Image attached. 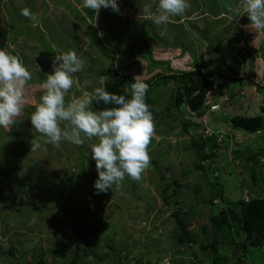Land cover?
<instances>
[{"label":"rangeland","instance_id":"374dc122","mask_svg":"<svg viewBox=\"0 0 264 264\" xmlns=\"http://www.w3.org/2000/svg\"><path fill=\"white\" fill-rule=\"evenodd\" d=\"M25 2L0 0V48L17 56L31 73L26 87L32 100L38 102L42 94L40 84L34 82H42L52 71L54 54L44 50L47 45L53 46L55 54L74 50L83 61V70L75 74L66 101L97 87L105 88L106 83L119 86L116 79L122 77L142 76L148 82L157 75L195 68L216 79V85L201 116L191 112L186 98L178 108L173 106V83L152 90L157 111L147 146L149 166L138 180L125 177L111 191L99 195L94 194L97 171L89 154L96 138L82 145L47 143L40 134H33L29 118L34 106L26 105L15 124L0 128V264H69L77 250V264H129L139 258L155 264H212L211 255L198 245L177 244L180 231L171 213H179L189 235L208 245L214 217L238 201L264 198V159L254 168L249 164L244 168L234 152H264V131L252 133L231 126L236 115L264 118V33L244 27L250 23L247 16L235 19L231 10L239 0H188L182 16L161 26L140 13L146 4L154 9L155 0H121L122 20L115 19L111 9L103 8L92 20L91 12L78 7L80 3L70 0L59 7L56 2L40 14L37 10L31 26H22L11 16L20 14ZM77 12L85 14L91 28L75 18L73 13ZM17 25L23 28L22 36ZM59 30L80 49L70 44L67 50L68 46L52 42ZM4 32L6 36L1 38ZM105 33L120 36L103 48L96 37L105 40ZM28 35H38L41 41H32ZM107 49L116 55L117 78L99 74L110 66L103 54ZM233 75H239L242 83L226 86L219 82ZM199 123L217 133L214 137L221 147L214 158L201 164L192 139L184 132V125L198 132ZM219 123H225L226 130L217 128ZM197 163L203 171L195 168ZM255 176L257 182L252 186ZM164 182L176 191L170 193L169 208L163 200ZM21 188L27 189L26 194H20ZM75 212L80 214L78 235L67 216ZM233 237L238 239L236 234ZM90 247L98 256L110 249H123L126 256L120 261L113 254L103 261ZM83 250L91 253L87 256ZM235 253L241 259L242 250ZM245 257L247 263L264 264V246L250 247ZM234 259L230 255L227 264H233Z\"/></svg>","mask_w":264,"mask_h":264},{"label":"clouds","instance_id":"9594fccd","mask_svg":"<svg viewBox=\"0 0 264 264\" xmlns=\"http://www.w3.org/2000/svg\"><path fill=\"white\" fill-rule=\"evenodd\" d=\"M188 6V0H155L154 9L146 4L140 13L161 26L182 16ZM78 7L95 14L101 8L120 14L118 0H81ZM231 11L235 19L247 16L250 23L244 27L264 33V0H239ZM21 15L32 17L26 8ZM51 67V73L45 74L46 79L39 85L42 94L37 102L29 98L26 87L31 73L17 56L0 48V128L11 127L25 106L33 105L29 118L33 134H40L47 143L59 145L68 141L82 145L96 138L89 152L97 171L94 194L111 191L125 177L138 180L149 166L147 146L154 130L152 113L145 103L148 85L142 76L135 77L127 89L130 98L97 87L66 101L75 74L83 70V61L74 50L62 51L54 55ZM93 101L114 106L93 111Z\"/></svg>","mask_w":264,"mask_h":264},{"label":"trees","instance_id":"16d2710c","mask_svg":"<svg viewBox=\"0 0 264 264\" xmlns=\"http://www.w3.org/2000/svg\"><path fill=\"white\" fill-rule=\"evenodd\" d=\"M77 16V14H75ZM84 25L87 26L88 23L83 21ZM91 28V26H90ZM94 29V28H93ZM18 32V30H17ZM20 35L24 34L20 32ZM5 37L6 35H1ZM34 38L33 36H31ZM97 39L100 46H103V43L100 39ZM119 42L116 44L119 46ZM49 49L47 48L46 51ZM103 53L106 59L110 60V66L108 70H102L99 74L106 73L108 76L117 78L118 76V66L115 65L116 55L111 50H104ZM198 67V66H197ZM239 75H233L232 77H223L219 82L223 85L230 86L235 84L236 82L242 83L238 78ZM155 78V77H154ZM119 83V86L112 85L110 83H106L105 89L108 92L117 94V95H125L126 98H130V93L127 91L130 84L134 82V79L131 77H122L121 79H116ZM41 81V80H38ZM173 83L176 88H174V96L172 97L173 106L178 108L181 104L184 103V99L186 98V102L193 113H197L199 116L202 115V110L205 107L208 93L214 88L216 85V79L208 78L200 68H195L190 72L184 73H171L168 72L166 75H157L156 78L152 81L145 82L148 85V92L145 96V103L149 106V109L152 113V117H154L157 107L153 103L151 99V91L157 88L161 84ZM221 85V86H223ZM241 85V84H240ZM92 106L95 111L103 110L106 107H113L114 105H104L102 102L93 101ZM229 106V104H226ZM264 111V108H263ZM264 114V113H263ZM184 132H186L190 138L192 139V146L196 148L200 164L201 162L206 161L207 159L214 158L215 152L220 151V146L218 145V138L212 135L211 137H206L205 139H201L199 134H205L208 129L204 124L199 123V131L195 129H189L186 125H184ZM231 126L234 129L248 131V132H258L264 131V118L260 115L257 116H242L236 115L231 118ZM207 128V129H206ZM264 137V136H263ZM235 157L239 162L244 163V168L247 167V164L250 165L251 168H254V165L260 163V159H264V152H252V151H239L234 150ZM197 163L195 168L198 170H204L203 167ZM248 165V166H249ZM164 179V178H163ZM264 181V178H263ZM256 176L252 179V186L256 185ZM175 190L172 189L169 183L164 182L163 187V200L166 204L165 207L169 208V204L172 201V194ZM2 193H6L4 190ZM21 195L26 194L27 189L21 188L19 190ZM176 192V191H175ZM212 203V201H211ZM235 205L230 206L227 212H222L211 220L212 226V240L211 243L205 245L202 241H199V238L192 237L188 233V225L184 223L179 213L172 212V217L175 219L178 229L180 231L179 234L176 235L177 244L179 246H193L198 245L203 252H207L211 255L212 264H227L228 257L230 255L235 256L233 264H239L241 262L247 263L246 257L250 247L263 248L264 246V198L258 196L256 198H252L248 202L238 201L234 203ZM239 208L238 210L236 209ZM169 210V209H168ZM67 216L71 217L72 225L75 228V233L78 235L80 233L79 229V217L78 213H70ZM81 228V227H80ZM234 232V233H233ZM236 234V238L233 235ZM230 237V238H228ZM102 244V243H97ZM89 245V243H88ZM225 249V250H222ZM236 249L242 250L243 254L240 256L241 259H238L236 256ZM92 254L99 260H106L110 258L113 254L119 257V260H123V256H126V253L123 249L120 251H116L114 249H110V252H106L103 256H98L90 247ZM83 250L82 252L89 256L91 251ZM79 250L74 252L72 260L69 264H77L79 261ZM125 254V255H124ZM239 262H237L238 260ZM154 262L144 261L143 258H139L138 260L131 261L129 264H152ZM155 264V263H154ZM252 264V263H251Z\"/></svg>","mask_w":264,"mask_h":264},{"label":"crops","instance_id":"0c3cea01","mask_svg":"<svg viewBox=\"0 0 264 264\" xmlns=\"http://www.w3.org/2000/svg\"><path fill=\"white\" fill-rule=\"evenodd\" d=\"M20 1V0H19ZM25 1V0H24ZM70 0H33V1H30V0H26V6L24 7V9L26 8V9H29V11L32 13V17L30 18V17H25V16H23V15H21V13L20 14H18V15H12L11 16V18H12V20H14V21H17L18 22V25H24L25 26V24H28V25H30L31 26V21H33V20H35V18H37V12L40 14L41 12H42V10H44V8L45 9H47V8H49V7H53V5H55V3L56 2H58V4H57V6H59V7H61L60 5L61 4H70V2H69ZM120 1L121 0H118V6H119V3H120ZM72 2L76 5V3H81V0H72ZM27 3L29 4V6L27 5ZM24 6V5H23ZM120 8V7H119ZM38 10V11H37ZM101 10V9H100ZM37 11V12H36ZM91 12V14H89V16L92 18V20H94V15H95V13H93L92 11H90V10H88L87 9V12ZM74 14V16H75V14H77V16H75V18H77L80 22H82V25L83 26H85L84 25V23H83V21H85L86 19V16H85V14L84 15H82V13H73ZM113 14V13H112ZM111 16V15H110ZM123 13H122V11L120 10V14L119 15H117V14H115V19H120V20H122L123 19ZM108 19V18H107ZM115 19H112V20H115ZM109 21L111 20L110 19V17H109V19H108ZM85 22H87V21H85ZM18 25H17V27H18ZM91 26H92V23L90 24ZM89 25V23H88V25L87 26H90ZM22 26L21 27H18V29L19 30H23V28H22ZM87 26H85V27H87ZM89 29V28H88ZM60 31V32H59ZM59 31H57L56 33H57V35H55L54 36V38L53 39H51L52 40V42H54V43H56L59 47H64V46H68V48H67V50L70 48V44H72L76 49L75 50H79L80 48L79 47H77V45H75V44H73V39H67L66 37L67 36H65L66 35V33H61V30H59ZM23 32V31H22ZM75 32V31H74ZM70 33V32H69ZM4 34H6L5 32L2 34V35H4ZM20 34V33H19ZM47 34V32H45L44 34H43V36H45ZM90 34V33H89ZM92 34V33H91ZM106 34V37H105V40H103L102 38H99L101 41H102V43H103V46H104V48H106V47H108V46H110V42L114 39V38H116V37H118V36H120L119 34H117V36L116 37H113V33L111 34L112 36H110V34H109V36H107V33H105ZM70 35H71V33H70ZM31 36H33L34 37V39L33 38H29L30 40H32V41H41V39H40V37L38 36V35H28V37H31ZM26 37V36H25ZM1 38H3V36H1ZM66 38V39H65ZM59 39H60V41H59ZM63 42H64V44H63ZM67 44V45H66ZM48 46H50V49L48 50V51H46V49L48 48ZM23 47H26L25 45H23ZM47 53H49V52H51V53H53L54 55H55V51H54V49H53V46L52 45H47L46 47H45V49H44ZM52 54V55H53ZM104 62V61H103ZM41 63V62H40ZM51 63V62H50ZM95 63V62H94ZM35 84H41L42 82H34ZM264 163V162H263ZM205 262V261H204ZM204 262H200L201 264L202 263H204Z\"/></svg>","mask_w":264,"mask_h":264},{"label":"water","instance_id":"95a60500","mask_svg":"<svg viewBox=\"0 0 264 264\" xmlns=\"http://www.w3.org/2000/svg\"><path fill=\"white\" fill-rule=\"evenodd\" d=\"M217 128H221L222 130H226L227 126L225 123H219L216 125Z\"/></svg>","mask_w":264,"mask_h":264},{"label":"built area","instance_id":"2783aa9c","mask_svg":"<svg viewBox=\"0 0 264 264\" xmlns=\"http://www.w3.org/2000/svg\"><path fill=\"white\" fill-rule=\"evenodd\" d=\"M208 128V127H207ZM205 134L209 137H211L213 134L211 132V130L209 131L208 129L206 130Z\"/></svg>","mask_w":264,"mask_h":264}]
</instances>
